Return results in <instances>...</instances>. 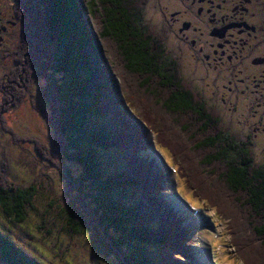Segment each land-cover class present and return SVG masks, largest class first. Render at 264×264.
Here are the masks:
<instances>
[{
	"label": "trees",
	"instance_id": "1",
	"mask_svg": "<svg viewBox=\"0 0 264 264\" xmlns=\"http://www.w3.org/2000/svg\"><path fill=\"white\" fill-rule=\"evenodd\" d=\"M20 1L34 5L30 10L34 18L28 42L31 48L25 51L28 55L23 52L17 58L21 63L15 79L22 81L23 89L33 78L53 73L54 83L45 96L57 114L53 118L57 158L76 170L74 176L66 169L75 186L63 179L71 195L66 210L70 233L86 236L98 252L119 264H165L162 250L188 247V238L180 234L179 227L166 225L160 210L157 198L163 195L165 182L140 164L139 150L134 157L124 151L139 144L134 131L110 133L104 126V119L115 110L111 94L114 77L144 111L155 118H173L171 128L196 157L222 174L220 184L233 201L226 208L234 215L238 209L244 210L264 252V171L254 166L248 150H231L234 143L225 126L181 81L178 64L163 52L160 34L142 18L148 0ZM39 31L42 37L36 40ZM101 45L111 72L103 67ZM6 131L15 143L32 142L44 159L54 163L49 147L41 140ZM33 191L0 186V212L23 223ZM187 250L186 255H180V264L189 256L191 250ZM0 262L35 264L23 245L3 229Z\"/></svg>",
	"mask_w": 264,
	"mask_h": 264
},
{
	"label": "rangeland",
	"instance_id": "2",
	"mask_svg": "<svg viewBox=\"0 0 264 264\" xmlns=\"http://www.w3.org/2000/svg\"><path fill=\"white\" fill-rule=\"evenodd\" d=\"M33 8L31 4L29 9L32 11ZM149 13L150 8L146 9L145 14L142 12L145 22L149 19ZM149 26L154 30L153 26ZM41 37L39 31L35 39ZM101 47L103 67L109 71L105 49ZM115 51L120 57L117 47ZM11 67L12 59L7 61V66L0 59V186L25 190L33 188L34 191L27 204L26 220L17 223L0 212V229L19 245H23L24 253L35 264H119L112 256L98 252L87 242L86 236L71 234V227L67 225V204L71 195L63 179L69 186H75L68 179L66 169H70L74 176L76 170L71 163L65 165L57 158L59 153L56 150L53 119L57 114L45 96V90L54 83L52 72L47 71L33 78L28 86L25 85L22 99L18 103L19 94L13 93L8 84L1 81ZM188 72L189 69L184 70L185 75ZM111 79L115 110L104 119V126L110 133L132 129L139 144L131 151H124L134 157V153L139 150L140 164L166 181L168 193L159 197L168 203L169 218L166 225L170 228L180 226V234L188 238L192 249L190 254L201 252L200 256L212 257L213 264L217 263L214 256L218 257L221 264H264V252L247 222V214L243 209H238L234 215L226 208L233 201L232 195L220 184L222 174L214 172V166L204 165L202 159L196 157L185 139L171 128L173 118L167 115L162 119L155 118L122 90L117 78ZM117 87H120V93ZM6 129L41 140L49 147L48 154L54 163L44 159L32 142L15 143ZM167 163L172 164L178 174L172 173ZM176 187H179L178 192L175 191ZM171 197L183 206L185 217L189 220L197 216L193 215L186 201L195 207L205 208V212L199 215L201 221L195 223L193 228L185 226L174 210ZM243 245L245 249H242ZM187 253V248L179 247L162 250L161 257L165 264H180V255ZM187 261L183 263L187 264Z\"/></svg>",
	"mask_w": 264,
	"mask_h": 264
},
{
	"label": "flooded vegetation",
	"instance_id": "3",
	"mask_svg": "<svg viewBox=\"0 0 264 264\" xmlns=\"http://www.w3.org/2000/svg\"><path fill=\"white\" fill-rule=\"evenodd\" d=\"M29 6L0 0V59L6 66L12 59L1 81L19 95L17 58L31 48ZM148 8L146 20L178 64L181 81L225 126L231 150H248L264 171V0H148Z\"/></svg>",
	"mask_w": 264,
	"mask_h": 264
},
{
	"label": "bare ground",
	"instance_id": "4",
	"mask_svg": "<svg viewBox=\"0 0 264 264\" xmlns=\"http://www.w3.org/2000/svg\"><path fill=\"white\" fill-rule=\"evenodd\" d=\"M207 218V217H206Z\"/></svg>",
	"mask_w": 264,
	"mask_h": 264
}]
</instances>
